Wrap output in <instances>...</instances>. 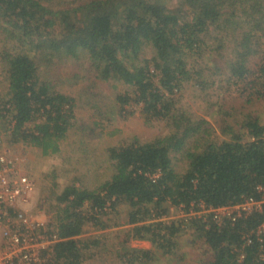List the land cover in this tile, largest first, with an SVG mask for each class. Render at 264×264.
I'll return each mask as SVG.
<instances>
[{"label": "trees", "instance_id": "1", "mask_svg": "<svg viewBox=\"0 0 264 264\" xmlns=\"http://www.w3.org/2000/svg\"><path fill=\"white\" fill-rule=\"evenodd\" d=\"M69 63L82 70L75 73L80 80L91 75L124 87L114 100L121 116L140 106L147 123L164 121L168 132L109 147L108 178L94 188L75 178L50 196L40 208L59 240L47 264L95 257L104 233L84 237L85 228L108 230L109 214L121 205L126 227L114 237L121 264L156 261V251L132 241L172 253L175 236L187 229L206 244L207 264H264V231L257 234L264 213L219 221L198 213L200 204L264 197V123L217 103V134L207 118L178 103L189 82L207 102L237 92L263 98L264 0H0V72L7 79L0 128L10 144L43 155L62 151L78 121L77 99L47 72ZM173 208L188 216L166 221Z\"/></svg>", "mask_w": 264, "mask_h": 264}, {"label": "rangeland", "instance_id": "2", "mask_svg": "<svg viewBox=\"0 0 264 264\" xmlns=\"http://www.w3.org/2000/svg\"><path fill=\"white\" fill-rule=\"evenodd\" d=\"M77 66L70 63L56 65L47 72L48 76L58 81L60 89L77 99L78 121L67 141L62 144L60 153L43 155L38 147L23 143L10 144L9 132L0 128V136L7 148L14 157L19 159L21 173L35 183L33 196L23 207L26 211L36 213L42 205L47 208L49 205L47 200H50V196L53 193L62 192V189L75 178H81L80 180L90 188L98 186L112 172L107 157L109 147L132 140L134 137L149 141L168 132L164 121L147 123L140 106L127 107L126 109L133 110V113L128 115L124 112V117L121 116L114 100L117 92L123 91L124 87L119 85L117 89H114L111 84L95 81L91 75V79L86 76V79L80 80L75 77L76 72H82ZM6 85V75L0 72V97L6 95ZM182 91L178 95L181 96L179 105L190 107L192 111L207 118L211 124L215 125L217 134H219L217 120L221 118L216 110L220 103H224L225 107H235L239 113L252 112L264 123V96L258 101L257 98L249 101L237 92L225 99L215 95L207 102L200 98L199 94L197 95L192 82L186 84ZM101 113L105 115L100 116ZM174 165L178 170L185 167L178 161H175ZM78 182L80 183L79 179ZM126 212L127 207L121 205L117 213L109 214L110 228L108 230H97L91 223L86 226L84 237L104 233L102 243L105 244L94 248L93 251H97L98 254L91 259L86 258L83 264H121L115 256V251L119 248V239L114 237L126 227L123 225ZM187 216L188 214L181 208H173L165 220L172 221ZM42 218L45 222L47 221L44 212ZM175 241L177 248L172 253L166 254L156 250L148 240H134L131 245L135 248L156 251V261L153 264H207L211 259L206 244L196 238L193 229H187L178 234L175 236Z\"/></svg>", "mask_w": 264, "mask_h": 264}, {"label": "built area", "instance_id": "3", "mask_svg": "<svg viewBox=\"0 0 264 264\" xmlns=\"http://www.w3.org/2000/svg\"><path fill=\"white\" fill-rule=\"evenodd\" d=\"M35 183L21 173L19 159L11 154L0 136V264H47L53 245L59 240L42 218L43 211L24 210L32 198ZM200 215L212 213L214 219L248 216L251 212L264 213V197H249L243 202L224 207L200 204ZM194 214V212H192ZM264 231V223L257 234ZM261 258L264 260V252Z\"/></svg>", "mask_w": 264, "mask_h": 264}]
</instances>
